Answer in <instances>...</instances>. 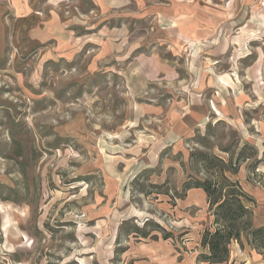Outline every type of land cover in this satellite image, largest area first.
Instances as JSON below:
<instances>
[{
	"label": "rangeland",
	"instance_id": "rangeland-1",
	"mask_svg": "<svg viewBox=\"0 0 264 264\" xmlns=\"http://www.w3.org/2000/svg\"><path fill=\"white\" fill-rule=\"evenodd\" d=\"M224 170L262 227L264 0H0V264H209Z\"/></svg>",
	"mask_w": 264,
	"mask_h": 264
},
{
	"label": "trees",
	"instance_id": "trees-1",
	"mask_svg": "<svg viewBox=\"0 0 264 264\" xmlns=\"http://www.w3.org/2000/svg\"><path fill=\"white\" fill-rule=\"evenodd\" d=\"M203 159V164H206L208 159ZM222 172L224 175L225 170L215 173V181L195 180L187 183L184 188L185 193L195 188L206 194L213 223L202 234L200 244L204 251L200 259L209 264L228 263L232 243L241 241L245 235L256 249L264 250V225L254 226L253 210L244 204L245 201L253 203V199L237 183L223 178ZM169 238L171 237L166 236L165 240Z\"/></svg>",
	"mask_w": 264,
	"mask_h": 264
}]
</instances>
